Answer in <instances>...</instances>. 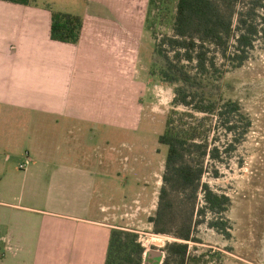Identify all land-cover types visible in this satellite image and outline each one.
I'll return each mask as SVG.
<instances>
[{
	"label": "rangeland",
	"instance_id": "374dc122",
	"mask_svg": "<svg viewBox=\"0 0 264 264\" xmlns=\"http://www.w3.org/2000/svg\"><path fill=\"white\" fill-rule=\"evenodd\" d=\"M166 1L169 3V0H156L150 5V0H49L59 9L82 16L91 13L104 24H111L112 41L115 45L118 43L119 60L127 65L128 71L120 74L111 55V84L104 88L107 80L103 75L92 78L91 89L84 92V104L97 103L100 114L91 123L82 122V132L71 129V133L52 123L43 124L44 120L39 119L36 126L28 129V135H34L33 141L19 145L24 153L26 148L32 151L35 148L38 152L36 147L42 142L49 152L57 149L60 155L73 150L80 157L111 155L110 167L92 161L93 168L99 171L98 188L104 194L100 201L111 206V220H116V226L138 234V241L145 250L141 264H164L168 244L178 240L174 234L176 227L170 233L158 234L150 221L157 212L164 185L167 146L160 144L158 137L164 132L172 109L187 110L182 105L174 106L175 89L181 83L163 76L162 71L167 66L156 52V44L174 33L171 15L175 4L167 5ZM218 1L226 9L230 6L235 9L236 21L238 13L252 0ZM261 2L264 4V0ZM257 12L261 14L262 8ZM163 46L168 48L166 44ZM215 54L217 68L198 79L197 91L214 100L238 102L252 126L225 162L206 159L208 172L203 182L230 198L224 213L230 233L227 235L209 225V220L215 216L212 212L199 214L204 203L200 193L194 218L205 221L197 229L201 242L190 243V253L197 257L192 264H264V39L256 41L249 58L241 66L211 47L209 55ZM183 64L186 70L194 72L195 63L184 61ZM110 90L111 104H108L102 94L108 95ZM91 133L95 134L92 142L88 139ZM214 135L219 143L225 140L221 128ZM104 178L108 186L101 184ZM174 198L182 208L192 210L187 194L177 192ZM103 237L101 234L100 244ZM108 244L107 238V249ZM98 252L104 253L103 249ZM204 254L206 256L201 258Z\"/></svg>",
	"mask_w": 264,
	"mask_h": 264
},
{
	"label": "crops",
	"instance_id": "0c3cea01",
	"mask_svg": "<svg viewBox=\"0 0 264 264\" xmlns=\"http://www.w3.org/2000/svg\"><path fill=\"white\" fill-rule=\"evenodd\" d=\"M55 10L73 13L49 0H0V239L5 244L0 264H106V240L113 228H121L111 220V206L100 201L99 171L92 165L110 167L111 155L80 157L75 150L60 155L42 142L38 152L26 148L24 153L19 146L33 141L28 129L39 119L82 132V122L100 114L97 103L84 104L92 78L103 75L104 88L111 84V55L120 74L128 71L112 41L111 24L91 13L80 15L79 42H62L51 36ZM102 95L111 104V90ZM70 159L76 162L68 164ZM101 184L109 185L105 178Z\"/></svg>",
	"mask_w": 264,
	"mask_h": 264
},
{
	"label": "trees",
	"instance_id": "16d2710c",
	"mask_svg": "<svg viewBox=\"0 0 264 264\" xmlns=\"http://www.w3.org/2000/svg\"><path fill=\"white\" fill-rule=\"evenodd\" d=\"M10 1L23 4L30 2ZM155 2L150 0L149 4ZM172 3L175 4V14L171 15L174 33L164 36L161 43L156 44V52L164 58L167 66L162 71L163 76L181 83L175 89L174 106L182 105L187 110L172 109L165 130L158 137L159 143L167 146L164 185L157 212L150 217V221L158 234L170 233L176 227L174 234L178 240L168 244L164 264H192L197 257L191 255L190 243L201 242L197 237V229L205 221L204 218H194L200 193L203 194L204 203L198 210L199 214L202 216L207 211L212 212L215 216L209 220V225L227 235L230 233L224 216L230 198L203 182L208 172L206 159L225 162L237 150L252 126L251 119L238 102L207 98L204 93L197 91V81L217 68L216 54L209 55L211 47L221 56L233 59L236 66H241L249 58L256 41L264 39V4L261 0H252L234 21L235 9L232 6L226 9L218 0L166 1L167 5ZM259 8H262L261 14H257ZM82 30V16L53 11L51 36L54 40L78 43ZM165 44L168 48H164ZM170 52L174 54L170 55ZM184 61L195 63L194 72L185 69ZM220 128L225 136V140L221 141H224L223 145L214 135ZM224 153L226 156H223ZM177 192L187 194L192 205L190 212L176 202L174 194ZM144 251L136 232L113 228L106 264H141ZM4 255L5 244L0 239V258Z\"/></svg>",
	"mask_w": 264,
	"mask_h": 264
},
{
	"label": "built area",
	"instance_id": "2783aa9c",
	"mask_svg": "<svg viewBox=\"0 0 264 264\" xmlns=\"http://www.w3.org/2000/svg\"><path fill=\"white\" fill-rule=\"evenodd\" d=\"M29 163H30V160L27 158V160L26 161H24L21 165H20V167L21 168H27V166L29 165Z\"/></svg>",
	"mask_w": 264,
	"mask_h": 264
}]
</instances>
